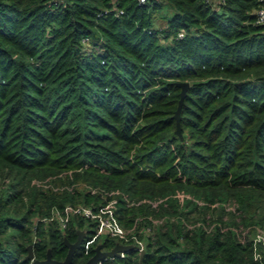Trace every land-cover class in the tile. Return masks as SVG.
<instances>
[{"label": "trees", "instance_id": "obj_1", "mask_svg": "<svg viewBox=\"0 0 264 264\" xmlns=\"http://www.w3.org/2000/svg\"><path fill=\"white\" fill-rule=\"evenodd\" d=\"M263 5L0 0V264L63 259L78 229L70 264L110 249L86 250L89 219L38 218L110 198L144 251L106 263L264 264Z\"/></svg>", "mask_w": 264, "mask_h": 264}, {"label": "built area", "instance_id": "obj_2", "mask_svg": "<svg viewBox=\"0 0 264 264\" xmlns=\"http://www.w3.org/2000/svg\"><path fill=\"white\" fill-rule=\"evenodd\" d=\"M60 0H50V2L57 3ZM144 2L147 0H139ZM122 10H116V13ZM257 21L264 22V5L257 8ZM182 35L180 31L178 33ZM84 40H87L85 38ZM72 215H79L85 219H89L94 222V232L89 234V237L85 240L84 247L86 250L89 246L95 242L97 235H108L111 237L118 238L117 241L124 244H131L132 248L137 252L144 251V242L140 239L134 232V227L127 228L123 226L116 217L115 214V198H110L104 204L93 207L86 203H66L62 207L53 206L48 215L38 217L42 221H57L59 227L62 229L67 225L69 218ZM260 243L264 247V230L258 229L253 237V256L254 258H259V251L257 250V243ZM128 251V250H127ZM126 250H120L118 256H123ZM105 257L99 259L96 264H111L104 261ZM113 257V256H108Z\"/></svg>", "mask_w": 264, "mask_h": 264}, {"label": "water", "instance_id": "obj_3", "mask_svg": "<svg viewBox=\"0 0 264 264\" xmlns=\"http://www.w3.org/2000/svg\"><path fill=\"white\" fill-rule=\"evenodd\" d=\"M175 83L180 86L179 91V99L177 106L174 110L173 117L175 118L176 127L175 133H177L180 137L182 136L181 126H180V111L181 105L183 103L184 96L186 94V90L189 86V82L187 80H177ZM85 235L84 229L77 230V237L74 241H69L66 238L65 244L67 245V251L63 259H55L51 256L50 249H47L46 256L42 259L34 258L31 244L27 246L28 252L26 254V258H31L33 264H70L73 253L75 250L80 247L82 244V239ZM132 248L131 244H124L119 241H116L115 244L110 249L102 248L101 243H96L94 246V252L82 263V264H96V262L103 258L104 256H117L120 250H130ZM143 253V250L140 254Z\"/></svg>", "mask_w": 264, "mask_h": 264}, {"label": "rangeland", "instance_id": "obj_4", "mask_svg": "<svg viewBox=\"0 0 264 264\" xmlns=\"http://www.w3.org/2000/svg\"><path fill=\"white\" fill-rule=\"evenodd\" d=\"M165 9H167V7H165ZM173 9L169 8V13L172 12ZM163 22H164V19L160 16V15H157L156 17V23L158 25H163ZM105 235L101 234V235H97L95 241H99L100 239H102V237H104ZM112 239H114L115 241L118 240V238L116 237H111Z\"/></svg>", "mask_w": 264, "mask_h": 264}]
</instances>
